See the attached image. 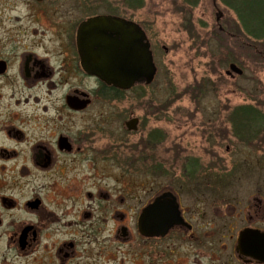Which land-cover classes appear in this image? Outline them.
<instances>
[{
  "label": "flooded vegetation",
  "instance_id": "af4514ba",
  "mask_svg": "<svg viewBox=\"0 0 264 264\" xmlns=\"http://www.w3.org/2000/svg\"><path fill=\"white\" fill-rule=\"evenodd\" d=\"M230 1L219 3L242 35L262 42L248 32L246 12L234 10ZM13 5L0 0V264H264V178H243L258 187L255 194L217 195L223 178L200 183L204 165L197 158L185 161V178L166 185L116 175L118 170L148 175L152 164L146 169L125 155L127 149L135 158L143 147L119 146L114 134L103 131L100 124L110 117L105 110L116 108L126 92L148 86L121 91L89 75L78 31L91 19H122L142 30L153 54L145 28L134 20V4L19 0L18 9ZM223 16L218 12L217 22ZM238 70L240 75L229 70L225 75L240 77ZM247 106L252 105L242 107ZM140 125L139 117L122 123L130 135L139 133ZM260 125L245 120L239 133L233 129L245 149L258 145L233 162L232 169L239 167L242 174L263 172ZM148 139L154 146L163 134L154 130ZM230 183L221 184L224 191Z\"/></svg>",
  "mask_w": 264,
  "mask_h": 264
},
{
  "label": "rangeland",
  "instance_id": "374dc122",
  "mask_svg": "<svg viewBox=\"0 0 264 264\" xmlns=\"http://www.w3.org/2000/svg\"><path fill=\"white\" fill-rule=\"evenodd\" d=\"M3 1L19 8V0ZM129 1L135 6L134 20L148 34L157 73L151 85L126 92L116 108L105 110L110 117L100 125L105 133L114 134L115 144L143 147L136 159L127 149L125 155L143 162L146 169L152 167L148 175H125L123 170L116 171V175L138 178V183L146 179L151 183L164 181L166 185L183 176L187 159L197 158L204 165L198 176L200 183L203 179L223 178L216 185L217 195L257 193L258 187L243 178H264V168L249 175L242 174L239 167L232 169L241 153L254 151L257 144L253 142L245 149L237 142L230 116L244 105H252L264 114V40L257 42L242 35L234 16L219 0L216 5L213 0H119L121 8ZM218 12L224 15L219 22ZM15 45H19V39L9 42L8 47ZM230 64L240 68L242 76L225 75ZM129 117L141 119L140 131L135 135L122 127ZM154 130L160 131L163 139L150 146L148 135ZM261 140L264 145V137ZM148 146L156 148L150 151ZM246 153L249 156L250 152ZM140 156L143 159L139 160ZM212 162L220 166L210 168ZM157 164L162 166L160 170ZM230 179L233 183L224 191L221 184ZM201 190L211 193L207 187Z\"/></svg>",
  "mask_w": 264,
  "mask_h": 264
},
{
  "label": "water",
  "instance_id": "95a60500",
  "mask_svg": "<svg viewBox=\"0 0 264 264\" xmlns=\"http://www.w3.org/2000/svg\"><path fill=\"white\" fill-rule=\"evenodd\" d=\"M78 48L84 70L107 86L129 91L137 85L149 86L155 79L150 45L137 25L108 17L91 19L79 28ZM230 71L241 73L234 65Z\"/></svg>",
  "mask_w": 264,
  "mask_h": 264
},
{
  "label": "trees",
  "instance_id": "16d2710c",
  "mask_svg": "<svg viewBox=\"0 0 264 264\" xmlns=\"http://www.w3.org/2000/svg\"><path fill=\"white\" fill-rule=\"evenodd\" d=\"M230 2L232 3L234 10L238 7L246 12V16H248V23L246 26L247 30H249L248 32L253 34V37L256 40L264 39V0H244L243 2L232 0ZM240 16H242L241 13ZM245 120L247 123L252 122L253 124L257 123L259 125L260 123L264 124V116L262 115V112L252 106L237 107L231 113V123L233 129L237 133L244 128L243 125L245 124ZM193 172L194 171L191 173L188 172V174L192 175Z\"/></svg>",
  "mask_w": 264,
  "mask_h": 264
}]
</instances>
